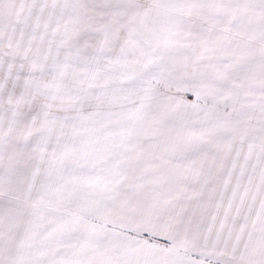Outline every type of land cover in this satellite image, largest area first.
I'll return each mask as SVG.
<instances>
[{
  "label": "snow or ice",
  "instance_id": "1",
  "mask_svg": "<svg viewBox=\"0 0 264 264\" xmlns=\"http://www.w3.org/2000/svg\"><path fill=\"white\" fill-rule=\"evenodd\" d=\"M0 264H264V0H0Z\"/></svg>",
  "mask_w": 264,
  "mask_h": 264
}]
</instances>
